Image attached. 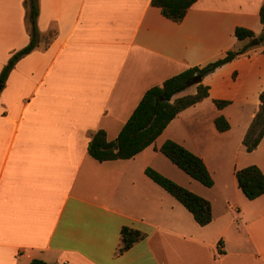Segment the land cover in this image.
I'll use <instances>...</instances> for the list:
<instances>
[{
    "label": "crops",
    "instance_id": "crops-1",
    "mask_svg": "<svg viewBox=\"0 0 264 264\" xmlns=\"http://www.w3.org/2000/svg\"><path fill=\"white\" fill-rule=\"evenodd\" d=\"M262 2L196 0L175 22L150 0H38V45L0 83V264H264V193L246 198L234 176L249 164L264 174V135L250 152L242 144L264 88V49L203 75L208 96L131 158L87 152L95 130L116 137L147 88L240 47L236 26L260 34ZM28 41L23 0H0V72ZM218 115L227 130L215 128ZM166 139L201 157L213 184L162 154ZM147 166L209 200L211 220L199 225ZM121 227L144 236L115 254Z\"/></svg>",
    "mask_w": 264,
    "mask_h": 264
},
{
    "label": "trees",
    "instance_id": "trees-1",
    "mask_svg": "<svg viewBox=\"0 0 264 264\" xmlns=\"http://www.w3.org/2000/svg\"><path fill=\"white\" fill-rule=\"evenodd\" d=\"M195 1L150 0V3L158 7L161 14L166 18L179 22L184 17L187 9ZM23 6L29 41L25 46L10 55L0 72V83L4 82L9 70L18 59L38 45L39 31L36 26L38 0H23ZM258 14L262 24L260 34L256 35L248 28L236 26L234 28L235 37L239 41H244L240 47L226 51L222 57L203 66L188 67L167 77L160 85H153L147 88L113 140L107 139L103 129H97L90 134L87 143L88 154L98 161L128 159L150 145L177 113L208 96L209 86L200 81L195 84V92L172 98L175 94L189 86V81L195 73H199L202 77L221 64L244 53L248 48L253 46L251 40L254 37H257L260 43L264 42V0L259 7ZM54 35L53 30H49L46 33L45 45L51 41ZM163 94L166 96L165 99L162 98ZM258 98V109L253 115L242 138V144L248 152L252 151L258 145L264 135V88L259 93ZM213 103L217 108H222L229 101L213 99ZM214 125L218 131H225L229 128L228 121L222 115L214 118ZM115 142L117 143L116 147L114 146ZM159 151L187 175L204 186L209 187L213 184V179L201 157L189 151L181 144L171 139H166L160 145ZM144 173L179 201L191 213L193 219L199 225H205L211 220L212 212L209 200L195 194L149 166L144 169ZM234 176L238 187L246 198L254 199L264 193V174L257 165L249 164L237 168L234 171ZM143 236L144 234L139 230L121 227L119 244L115 250V254L123 252L135 241L142 239ZM29 264L59 263H47L40 258H32Z\"/></svg>",
    "mask_w": 264,
    "mask_h": 264
},
{
    "label": "water",
    "instance_id": "water-1",
    "mask_svg": "<svg viewBox=\"0 0 264 264\" xmlns=\"http://www.w3.org/2000/svg\"><path fill=\"white\" fill-rule=\"evenodd\" d=\"M251 43H252V44H259L260 41H259V39H258L257 37H254V38L251 40ZM261 43L264 44V42H261ZM200 81H201V76H200V74H199V73H195V74L191 77V79H190V81H189V85L197 84V83H199ZM0 85H1V84H0ZM162 98H163V99L166 98L165 94L162 95ZM114 146H115V147L117 146V143H116V142L114 143Z\"/></svg>",
    "mask_w": 264,
    "mask_h": 264
},
{
    "label": "rangeland",
    "instance_id": "rangeland-1",
    "mask_svg": "<svg viewBox=\"0 0 264 264\" xmlns=\"http://www.w3.org/2000/svg\"><path fill=\"white\" fill-rule=\"evenodd\" d=\"M259 48H260V49H261V48L264 49V44L251 46V47L248 48V49H259ZM231 77H233V76H231ZM188 87H190V86H188ZM188 87H187V88H188ZM192 90H193V87H191V88H189V89H186L187 92H190V91H192ZM212 102H213V101H212ZM213 104H214V103H213ZM228 104H229V103H228ZM228 104H227V105H228ZM214 105H215V104H214ZM225 106H226V105H225ZM215 107H216V106H215ZM216 108H217V107H216ZM222 108H223V107H222ZM218 109H221V108H218ZM222 116H223V115H222ZM228 123H229V122H228Z\"/></svg>",
    "mask_w": 264,
    "mask_h": 264
}]
</instances>
